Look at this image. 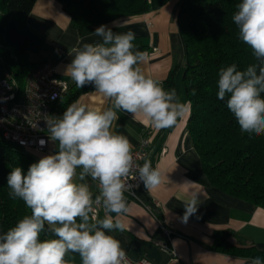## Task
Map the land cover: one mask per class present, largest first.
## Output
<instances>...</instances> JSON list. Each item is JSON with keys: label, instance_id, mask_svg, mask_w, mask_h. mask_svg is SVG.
<instances>
[{"label": "clouds", "instance_id": "1", "mask_svg": "<svg viewBox=\"0 0 264 264\" xmlns=\"http://www.w3.org/2000/svg\"><path fill=\"white\" fill-rule=\"evenodd\" d=\"M237 8L233 21L238 38L259 63L242 71L236 64L221 68L217 97L225 100L227 96V108L242 132L259 136L264 134V0H242ZM91 34L102 42L73 48L65 75L77 88L93 85L95 93L111 101V107L76 101L61 117L45 118L49 139L58 144V152L30 165L26 175L20 167L9 173V195L21 199L30 214L0 233V264H69L65 257L70 252L78 253L82 264H131L120 241L105 230H124L119 217L128 211L124 193L130 190L129 179L138 173L150 191L161 184L162 177L151 160L136 163L133 145L113 130L114 122L118 112H124L156 129L170 128L185 117L190 105L181 102L175 88L165 90L159 80L144 74L139 65L145 54L135 50L134 32H113L100 25ZM89 177L98 182L95 199L86 182ZM198 203L197 193L185 202V222L197 212ZM99 206L103 219L96 215ZM45 231L56 238L41 240ZM242 264H264V259L257 256Z\"/></svg>", "mask_w": 264, "mask_h": 264}, {"label": "crops", "instance_id": "2", "mask_svg": "<svg viewBox=\"0 0 264 264\" xmlns=\"http://www.w3.org/2000/svg\"><path fill=\"white\" fill-rule=\"evenodd\" d=\"M26 22L31 30L43 37V48L50 51L43 54L41 50L39 55L31 56V60L34 57L32 61L37 66L45 63L54 66L57 69L56 78L69 84L73 81L65 75V69L73 58L72 49L84 43L102 42L100 37L91 34L98 27L80 35L57 0H36ZM107 26L113 32L132 31L141 37L149 48L144 53L145 60L139 65L144 74L163 84L174 69V88L181 102L187 103L181 81L185 44L179 30L176 1L167 3L158 11L121 19ZM54 44L62 46L65 54H55ZM94 91L76 101L94 107H111V101L104 100ZM118 115L113 130L125 135L133 150L140 146L143 139H147L149 146L145 160H151L152 167L158 169L162 177L161 184L150 191L143 184L134 195L125 192L128 211L119 217L124 230H105L106 234L120 241L129 261L146 259L151 264H242L250 260L217 250L215 245L219 239L233 246H251L264 252V208L230 196L209 183L187 132L190 111L175 126L165 129H156L142 122L140 117L134 119L130 113L118 112ZM57 152L58 144L48 138L46 149L36 156L41 159ZM79 172L80 169H77ZM76 181L80 182L78 176ZM86 182L94 199L99 191L88 178ZM193 193H197L199 201L197 212L185 222L182 219L184 204ZM110 215L116 217L115 213ZM97 216L104 218L103 207ZM157 241L174 251L177 260L157 245Z\"/></svg>", "mask_w": 264, "mask_h": 264}, {"label": "trees", "instance_id": "3", "mask_svg": "<svg viewBox=\"0 0 264 264\" xmlns=\"http://www.w3.org/2000/svg\"><path fill=\"white\" fill-rule=\"evenodd\" d=\"M71 23L84 35L94 27L121 19L158 11L172 0H57ZM36 0H0V73L9 76L22 88L37 63L45 41L26 22ZM242 0H179L178 24L185 44L182 84L190 115L187 132L197 152L209 183L220 191L264 208V134L242 132L226 100L217 97L221 68L232 64L242 71L258 64L253 51L238 38L233 15ZM135 50H149L135 35ZM173 69L162 86L175 87ZM89 84L77 88L73 81L55 104L52 115L61 117L66 108L82 95L94 90ZM193 90L195 94L193 95ZM264 98V94H262ZM35 153L0 140V233L7 232L20 219L30 214L25 203L9 195L7 178L20 167L26 175ZM47 225L45 226L47 230ZM56 238L51 232L40 239ZM215 248L239 257L264 259V252L254 247H238L224 239ZM69 264H82L78 253H69Z\"/></svg>", "mask_w": 264, "mask_h": 264}, {"label": "built area", "instance_id": "4", "mask_svg": "<svg viewBox=\"0 0 264 264\" xmlns=\"http://www.w3.org/2000/svg\"><path fill=\"white\" fill-rule=\"evenodd\" d=\"M53 50L59 56L65 54V50L59 44H54ZM56 75L57 69L54 66L48 63L42 64L31 72L24 86L19 88L13 79L0 73V140L32 153H41L46 149L49 133L45 118L53 117L55 104L69 87V83L57 79ZM30 122L35 123L36 127ZM41 140L45 141L44 145L40 144ZM148 146L149 141L143 139L140 146L133 150L137 164L144 163ZM135 175V179L127 181L131 187L126 193L130 195H134L135 191L143 186L138 173ZM88 179L97 188L98 182L92 181L90 177ZM101 209L102 206L96 207V215ZM157 245L169 251L177 260L175 252L169 250L165 243L157 241ZM131 264L151 263L141 259Z\"/></svg>", "mask_w": 264, "mask_h": 264}, {"label": "rangeland", "instance_id": "5", "mask_svg": "<svg viewBox=\"0 0 264 264\" xmlns=\"http://www.w3.org/2000/svg\"><path fill=\"white\" fill-rule=\"evenodd\" d=\"M172 1H176V4H178V1H179V0H172ZM170 2H171V1H170ZM168 3H169V2H168ZM177 7H178V5H177ZM178 8H179V7H178ZM52 47H53V45H52ZM49 49H50V48H49ZM47 50H48V49H44V48H43V49H42L43 54H46ZM48 52H50V51L48 50ZM39 59H40V58L37 57V60H38V61H39ZM32 60H35L34 57H32ZM181 78H182V75H181ZM35 154H37V153H35Z\"/></svg>", "mask_w": 264, "mask_h": 264}]
</instances>
